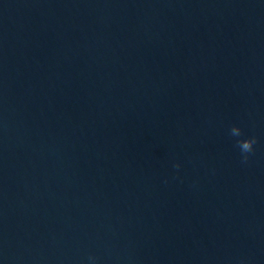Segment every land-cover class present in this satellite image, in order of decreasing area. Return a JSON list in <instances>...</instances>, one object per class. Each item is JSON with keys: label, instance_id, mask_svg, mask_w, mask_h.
Listing matches in <instances>:
<instances>
[{"label": "water", "instance_id": "water-1", "mask_svg": "<svg viewBox=\"0 0 264 264\" xmlns=\"http://www.w3.org/2000/svg\"><path fill=\"white\" fill-rule=\"evenodd\" d=\"M0 264H264V0H0Z\"/></svg>", "mask_w": 264, "mask_h": 264}, {"label": "clouds", "instance_id": "clouds-1", "mask_svg": "<svg viewBox=\"0 0 264 264\" xmlns=\"http://www.w3.org/2000/svg\"><path fill=\"white\" fill-rule=\"evenodd\" d=\"M231 135L236 137V145L238 146L239 152L243 160L247 159V154L252 151V146L255 142L254 137H246L242 134L241 128L237 125H232L230 129ZM173 167H179L174 164Z\"/></svg>", "mask_w": 264, "mask_h": 264}]
</instances>
